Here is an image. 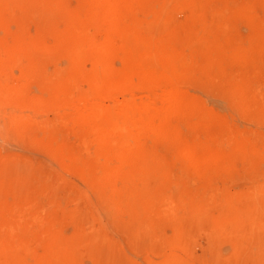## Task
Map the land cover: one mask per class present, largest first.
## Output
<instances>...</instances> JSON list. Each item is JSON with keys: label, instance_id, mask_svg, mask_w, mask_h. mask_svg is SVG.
Listing matches in <instances>:
<instances>
[{"label": "rangeland", "instance_id": "374dc122", "mask_svg": "<svg viewBox=\"0 0 264 264\" xmlns=\"http://www.w3.org/2000/svg\"><path fill=\"white\" fill-rule=\"evenodd\" d=\"M109 1L129 8L122 26L137 24L138 34L149 38L147 28L165 0ZM86 2L0 0V233L5 232L0 234V264H58V238L74 245V264H264V0H183L186 8L175 12L169 29L165 22L158 24L168 31L160 60L177 59L178 72L164 77V84L158 79L148 90L132 94L137 93V100L148 92L151 100L164 101L169 92L175 98L177 111L161 132L167 131L162 137L170 140L143 137L124 167L117 171L110 163V175L103 179L102 166L83 171L82 161L72 158L74 164L64 150L88 147L85 155L90 158L101 152L78 132L81 121L71 114L94 102L85 96L87 74L105 68L88 58L69 65L66 55L76 32L98 41L110 28L90 20ZM123 53L111 55L108 63L114 70L122 71L128 57ZM139 75L129 78L137 83ZM121 93L113 103L132 96ZM102 97L99 103L108 105L109 98ZM183 150L199 160L217 153L226 167L192 171L180 155ZM141 159L158 160L161 167L177 163L180 170L175 167L165 183H156L164 173L141 170L150 191H155L152 196L140 192L150 202L144 198L141 204L127 203L133 185L128 178L142 176ZM114 176L125 181H115ZM143 203L150 207L145 220L144 209L143 215L137 210ZM158 205L167 209H161L165 213H158ZM136 206L137 213L131 214Z\"/></svg>", "mask_w": 264, "mask_h": 264}, {"label": "bare ground", "instance_id": "6f19581e", "mask_svg": "<svg viewBox=\"0 0 264 264\" xmlns=\"http://www.w3.org/2000/svg\"><path fill=\"white\" fill-rule=\"evenodd\" d=\"M119 2L121 3V1H119ZM119 2L117 1L116 2L117 3V6H115V4L111 3L109 0H87V2H86L87 3L86 4L87 11H88L87 14L90 17V20L93 19V20H95V22H98L99 24H102V25L103 24L104 25H108L110 28L109 27H108L109 29L106 28L108 30H107V32L104 33V36L105 37L103 35L100 37V38L104 37L103 40L101 39L102 41H100V38H98V39L96 38L98 41H95L94 39H92L94 36L91 38V36H89L84 31H82V32L80 31V33H77L76 32V34L72 35L73 38L71 40V44L69 45L68 49L65 48V51L67 49L66 55L69 58V60H71V63L69 65L72 64L74 66H77V65L80 64V62L84 58H88L90 62L92 60V63H94V64H96L97 62H100V64L102 63V64L105 65V68H104V70L102 72H98L97 73V71H94L93 69H91V70H93V72H89V74H87L88 80H89V84H88L89 85V88H88V91L86 92V95L85 96L90 97L91 100L95 99L97 101L94 100V102L91 105H88L81 112H77V111L75 112L74 111L73 113H71V114L75 115L76 117H78V120L81 121V123H80L81 125L78 127V130H79L78 132H80V134L82 135V137H85V138L86 137L87 138L89 137V140L91 141L92 145L99 146L101 148V152L96 153L97 155H93V157L90 158L92 155H90V154H87L89 156H86L85 155L86 150H87L88 147H84L82 150H79V149H76V148H73V147L71 148V146H70V148L69 147L67 148V146L66 147L64 146L66 148V149L64 148V150L70 155V158H71L72 162H73V159L76 160L78 158L80 159L79 162L82 161L81 162V167L82 168H80L81 170L84 171V170H87L89 167L91 169L92 167L97 168L99 166H102L101 167V177H102V179L109 177L110 174L108 175V170L110 169V167L112 168V166H110V163H112V162H114V167L116 168L115 170L120 171L119 168H121V165L124 163V161H128V159H130V157H132L131 155L133 153L136 154V151L139 149L140 146H142V145L138 146V141L140 139H142L143 137H146V136H150L151 138L152 137H156L157 138V136L159 137L161 135L162 130H163V125L166 123L165 121L168 122L170 120V119L168 120V118H170V115L172 117V114H174L177 111V108H178L177 103H176V100L170 94V92L168 93L169 96H166L168 98H164L165 99L164 101L161 100V99H159V100L158 99H154V100L147 99L146 97L149 95V92H148V95L146 97H145V95H143L142 98H139L140 97L139 96L138 97V100H137L136 99L137 93H136V95L135 94H132V93L134 91L136 92V89H139V90H142L143 89V91L145 89L148 90L147 88L151 87V85H152L153 82L157 83L159 81L158 79H164L161 82V83L164 84V82H166L164 77L169 78L172 75L175 76L177 74L178 67L180 65L179 64V61H177V59L173 58V59H171L167 63L166 62H162L160 60L161 54L164 53L163 48L161 46V43L165 39V36L168 33V31L166 30V28H165V26L163 24H161V26L162 27L164 26V28H162L161 26H160L161 28H158L157 26H159L158 24L165 22V23L168 24L167 25V28H168L170 26V24L172 23V21L176 18L174 16H175L176 13H178L177 11H179V10H183L184 11L185 10L186 7L184 6L183 0H165L164 1V4H162L163 5L162 8H161L162 10L161 11H159L160 9L158 11L156 10L157 11V12H155L156 17L154 18L153 17L154 15L153 16L150 15L151 18L153 17V22L149 18V20L152 22V24H149L150 26L148 25L149 27L147 28L148 31H149V33H150V37L149 38L141 37L138 34L137 29H136L137 24L136 25L135 24L134 25H129L127 27L125 25L122 26V20H123V17H124L123 14L124 13L126 14V11L129 12L128 11L129 8H127V7H124V8L122 7L123 9L122 8H119L120 6H122V5H119L118 4ZM81 3H82V6L85 5V3L83 4V2H81ZM154 11L155 10H153V12ZM180 12H182V11H180ZM179 14H181V13H179ZM70 22H72V21H70ZM87 26H89V25H87ZM89 30H91V29H89ZM18 43H19V41H18ZM13 51L15 52V50H13ZM17 52H18V50L16 51V53H13V54L16 55V54H18ZM19 52H21V51H19ZM30 52H32V51H30ZM114 52H120V53H123L124 52V53H127V55H128L127 58L125 56L126 59H125L123 65H122V67H123V69L121 68L122 71H118L117 69L114 70L113 68L110 67V65L108 63L109 62V59L111 58V55L114 54ZM6 58H7V53H6ZM10 60H12V58H10ZM31 67H33V66H31ZM66 72L64 74H66ZM70 72H72V71H70ZM84 74H85V71H84ZM133 74H140L139 75V77H140L139 78L140 79L139 82L136 83L135 80H134L135 83L132 82V79H130V78L133 77V76L131 77V75H133ZM67 75L68 74H66V77L68 78ZM80 75H82V73ZM59 76L62 77V75H59ZM55 77H57V76H54V78ZM72 77L73 78L75 77L74 74L72 75ZM59 78L57 79L58 80L57 84L60 85L62 83H61V81H59ZM62 79H63V77L60 78V80H62ZM65 79L66 78L64 77L63 80H65ZM86 79H87V77H86ZM156 80H157V82H156ZM71 81H72V79H71ZM44 82H46V81H44ZM67 82H69V80H67ZM171 82H172V80H171ZM155 83H153V84H155ZM8 85L9 84H7V86ZM7 86H5V88ZM58 86H56V87L60 89V86H62V85H60L59 87ZM156 86H157V84L154 85V86H152V87H156ZM63 87H65V86L63 85ZM1 88L2 87H0V89ZM5 90L3 89V91H5ZM7 90H8V88H7ZM51 91H52V89H51ZM121 92H124L125 94H126V92L131 93L132 96L131 97L130 96H126L125 98L123 97L124 99H122L121 101H118V102L115 101L116 103H113V101H112V100H114L113 97L116 94H118V93H120V95H122ZM167 92L168 91L166 90V93ZM69 94H70V92H69ZM102 96L109 98L110 103H108V105L103 106L101 103H99L101 101V100L99 101V99ZM141 96H142V94H141ZM162 96H161V98H162ZM5 98L6 97L4 96V99ZM69 98H70V95H69ZM149 98H150V96H149ZM86 99H88V98H86ZM85 114H87V116ZM21 121H23V120H21ZM14 122H16V121H14ZM164 132L165 133L160 136L161 138H164L162 136L165 135L167 131H164ZM169 136H171V135H169ZM156 138H154V139L152 138V140L154 141ZM144 139H147V138H144ZM144 139H143V141H144ZM165 140H168L169 141L170 139L167 138ZM90 141H88L89 145H90ZM149 142H151V141H149ZM62 149H63V147H62ZM145 149H147V148L145 147ZM84 150H85V152H84ZM88 150H90V149H88ZM144 151H146V150H144ZM87 153H89V152H87ZM175 154H177V153L175 152L174 155ZM180 155H181V157H183V160H185V161H187L189 163V164H186V165H189L190 166V167H187V168H191L192 171H200V172L207 173L209 171L211 172L212 170L217 171L218 168H221V167L224 168L223 166H225V160H224V158L221 157L220 155H218L217 153L216 154H213V156L207 155L206 157H203L201 160L196 159L195 157H193L188 150L181 151L180 152ZM145 157H143V158H145ZM153 157H152V159H153ZM175 157H176V155H175ZM71 160H69V161H71ZM143 160L144 159H141V164H139L140 167L138 168V171L140 169V173L142 174V176L141 175H138V173L136 174L134 172H133L134 174L132 173L134 175L133 177L131 176L132 174H129L128 175L129 177L131 176L130 178H128V176L125 175L128 178L129 181L130 180L132 181V182H128V183H131L130 185H132V183H133L130 197H127L126 196L128 198L127 203H128L129 200H131V201L136 200L137 202L139 200V202L141 204V201L143 202L142 199L145 198V200H149L150 197H148L147 195L150 196L155 191V190L154 191L152 190V192L150 191L151 190L150 189L151 187L149 188V185H148V182H147V177L146 178L143 177L144 176L143 175V172L144 171H145L144 174H146L147 171H153L156 174H158V176L161 175V173L162 174L164 173L163 174L164 176L162 175V176H159L158 178H156V179H158V180H156V183L157 182L158 183H161V182L162 183H165L166 181H170L169 180L170 179V175H172L171 171H174V169L176 170V168H177V170L179 169L177 167V165H176L177 163L176 164H173V165H168V167H166L167 166L166 165L167 163H166L165 164L166 165L165 166L166 168H165L163 164H162V167L160 166L161 163L158 164V160L157 161L156 160L155 161L154 160H144L143 161ZM180 160L182 161V158ZM79 162H78V164L80 165ZM73 163L76 164L75 162H73ZM178 166H180V164H178ZM135 167H137V165H135ZM11 168L14 170V167H11ZM78 168H79V166H78ZM15 170H16V168H15ZM132 171H133V169H132ZM138 171H136V172H138ZM3 172H4V170H3ZM15 172H19V171H15ZM85 172H87V171H85ZM165 172H166L167 175H165ZM175 173H176V171H175ZM179 173L180 172H178V174ZM181 173H183V171H181ZM10 174H12V173L10 172ZM115 174H113V175H115ZM211 175H212V173H211ZM1 176L3 178V175H1ZM209 176H210V174L208 175V177L206 176L207 179H209ZM119 177L120 176L115 177L114 180L115 181H125L123 178L122 179H119ZM126 177H125V179H126ZM174 177H175V175H174ZM111 180H113V179H111ZM4 182H6V181L4 180ZM12 185H13V183H12ZM12 185H11V187H13ZM159 185H161V184H159ZM154 186H156V185H154ZM0 190H1V187H0ZM122 191H123V189H122ZM143 191H145L144 192L145 194H147L146 191H149V194L146 195L147 197H145V195H142V193H140V192H143ZM122 196L124 198L125 195H122ZM122 196H119V197L122 198ZM125 198H124V200H125ZM145 200H144V202H145ZM150 200H149V202H150ZM119 201L121 202V199ZM136 201H134V202H136ZM57 202L56 203L54 202V203L57 204ZM116 202H117V200H116ZM122 203L123 202H121V206H123V205L125 206L126 202L123 205H122ZM52 204H53V201H52ZM133 205H135V203H133ZM147 205H148L147 203H143L142 206L144 208H142V206H141L140 209H137L138 206H136V208L133 207L134 208V211L131 209L133 212L132 213L130 212V213L131 214L137 213V210H139L138 213H140L141 215H143L141 213L143 211L142 209H144L143 213L144 212L147 213V210H149V208H150L149 206L147 207L148 209L145 208ZM158 206L156 208H158ZM159 207H161V208L160 209L158 208V210L154 207L158 211V213L160 212L159 210H161L162 208H164L162 206H159ZM126 208L125 209L128 210V207H126ZM145 209H147V210H145ZM155 209H153V210H155ZM164 209L161 210V211L164 212ZM165 210H167V209H165ZM123 211H125V210H123ZM149 212H150V210H149ZM163 212H161V213H163ZM146 213L144 214V215H146V217L143 218L144 220H145V218L148 217V213L147 214ZM152 213L155 216L156 211H153ZM158 213H157V215H159ZM153 214L152 215L150 214L151 217H153ZM48 215H49V213H48ZM34 216L36 217V212H35ZM131 216L132 215H130V217ZM37 217L39 218V216H37ZM42 218H43V216H42ZM48 218H50V217L48 216ZM141 218L142 217H140V219ZM35 221H36V219H35ZM41 221H43V220L41 219ZM137 222H139V221H137ZM144 222H143V224H144ZM40 223H42V222H40ZM151 224H152V222H151ZM42 225H43V223H42ZM42 225H41V227H42ZM141 227H140V229H141ZM50 229H52V228H50ZM36 230H38V229H36ZM9 231L11 232V229H9V227H8V232ZM141 231H143V229ZM3 233H5V232H3ZM48 233L49 234H46L45 233L46 236L48 235V238L50 237V239H52L51 238V234L52 233H50V232H48ZM151 233H153V232H151ZM2 234H1V236H2ZM144 234H146V233H144ZM140 235H142V234L140 233ZM28 236H25V237L27 238ZM151 236H152V234H151ZM9 237H10V234H9ZM25 237H22V238L25 239ZM45 237H44V239H48L47 237L46 238ZM79 237H80V234H79ZM42 238L43 237L41 236L40 239H42ZM13 239H14V237H13ZM66 239H67V237H66ZM76 239H77V237H76ZM58 240H59V243L62 244L60 246L62 250L61 251L59 250V253L60 252H64L61 255H59V253L57 255V253H56V255H57L56 257L59 259L58 260V264H74L75 263L74 245L72 246L71 245L72 242L71 243L69 242L70 245L68 246L66 244L68 246L67 247L65 245L66 242L62 241L61 238H58ZM27 241H28V239H27ZM69 241H70V239H69ZM70 246H72V247L69 248ZM12 249H14V248H12ZM53 249L54 248L52 247V250ZM53 252H54V250H53ZM65 254H66V258L64 256ZM51 256H48L47 255V257H51ZM56 257H53V259L55 258V260L57 261V258ZM53 259H49V260H53ZM12 262H14V261H10V263H12ZM16 264H18V262ZM56 264H57V262H56Z\"/></svg>", "mask_w": 264, "mask_h": 264}]
</instances>
